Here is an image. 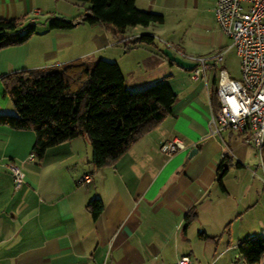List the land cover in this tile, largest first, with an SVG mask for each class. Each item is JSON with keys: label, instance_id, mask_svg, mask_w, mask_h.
<instances>
[{"label": "crops", "instance_id": "obj_1", "mask_svg": "<svg viewBox=\"0 0 264 264\" xmlns=\"http://www.w3.org/2000/svg\"><path fill=\"white\" fill-rule=\"evenodd\" d=\"M215 2L135 0L163 21L129 26L121 34L105 23L49 26L54 16H79L86 3L0 0V17L36 22L25 42L0 49V112H13L3 76L73 59L116 61L129 90L165 79L176 93L170 114L99 168L91 163L85 135L47 148L37 160L29 157L33 130L0 125V264H171L187 254L182 249L191 229L211 231L244 215L249 237L263 235L264 201L255 177L245 175L250 166L241 152L247 135L228 128L207 134L216 72L209 68L193 78L187 57L217 47L224 59L232 47L223 44L229 38L217 24ZM36 9L45 16L39 28ZM142 34L152 42L136 40ZM173 138L185 147L167 155L159 145ZM223 156L228 159L220 166ZM9 162L23 172L18 187ZM86 173L91 181L79 183ZM94 197L103 204L95 218L86 207Z\"/></svg>", "mask_w": 264, "mask_h": 264}, {"label": "trees", "instance_id": "obj_2", "mask_svg": "<svg viewBox=\"0 0 264 264\" xmlns=\"http://www.w3.org/2000/svg\"><path fill=\"white\" fill-rule=\"evenodd\" d=\"M74 1L87 4L83 12L71 19L54 16L48 23L50 27L68 29L81 22L105 23L123 34L129 26L163 21L161 14L138 8L135 0ZM35 26L34 20L23 25L17 18L0 17V49L25 42ZM152 38L142 34L136 40L152 42ZM2 80L13 112H0V125L33 130L31 152L35 159H41L49 147L85 135L95 168L119 158L141 134L171 113L176 99L165 79L141 89H127L118 63L102 58L93 62L73 59L60 65L18 70ZM210 101L215 112L219 108L215 80ZM260 156L264 170V143ZM227 159L223 156L220 166ZM86 207L95 218L103 204L94 197ZM236 248L247 264H264V235L240 240Z\"/></svg>", "mask_w": 264, "mask_h": 264}, {"label": "built area", "instance_id": "obj_3", "mask_svg": "<svg viewBox=\"0 0 264 264\" xmlns=\"http://www.w3.org/2000/svg\"><path fill=\"white\" fill-rule=\"evenodd\" d=\"M39 9L35 10V13ZM214 14L217 24L230 40V46L239 57L240 78L229 76L220 66L223 51L207 55H188L194 63L191 70L197 78L211 68L216 72V94L219 108L212 111L208 120V135L222 129L249 135L259 152L264 143V0H216ZM185 147L182 140L164 141L159 149L170 155ZM34 155L31 152L29 157ZM262 165V161L260 162ZM14 185L23 180V172L12 162L7 163ZM91 181L90 174L79 177V183ZM103 264V263H94ZM171 264H191V258L182 254Z\"/></svg>", "mask_w": 264, "mask_h": 264}, {"label": "rangeland", "instance_id": "obj_4", "mask_svg": "<svg viewBox=\"0 0 264 264\" xmlns=\"http://www.w3.org/2000/svg\"><path fill=\"white\" fill-rule=\"evenodd\" d=\"M39 13L40 9L39 12L36 13L37 15L35 14L38 19L40 18L37 22L38 28L45 18L44 15H40ZM229 43L230 40L224 37V46ZM219 49L220 48L215 47L211 50V53ZM185 51L197 52L191 47H185ZM220 64L224 66L229 76L240 78L239 57L234 48L231 47L224 53V59ZM6 113H11V111ZM247 140L249 142L243 143L241 151L244 164L250 166L248 170L249 174L247 173L245 175L248 177H255L254 185L258 188V192L262 194V199L264 201V172L260 163V152L249 140V135H247ZM255 195L253 196L254 198ZM261 201L262 200L258 202V205H260ZM246 220L247 217L244 215L242 218L237 217L229 220L227 223H223L221 228L210 229L211 231H207L204 228L191 229L189 232V241L184 245L182 250L191 258V264H247L238 254L236 248L238 241L248 238L249 234H251L249 233L250 229L246 228ZM200 233H204V235Z\"/></svg>", "mask_w": 264, "mask_h": 264}]
</instances>
